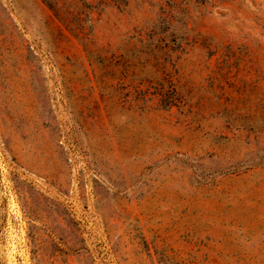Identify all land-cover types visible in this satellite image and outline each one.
I'll return each instance as SVG.
<instances>
[{
  "label": "rangeland",
  "instance_id": "rangeland-1",
  "mask_svg": "<svg viewBox=\"0 0 264 264\" xmlns=\"http://www.w3.org/2000/svg\"><path fill=\"white\" fill-rule=\"evenodd\" d=\"M0 264H264V0H0Z\"/></svg>",
  "mask_w": 264,
  "mask_h": 264
}]
</instances>
